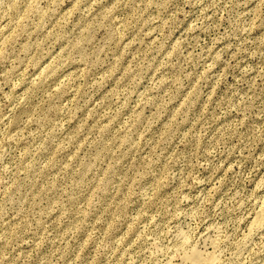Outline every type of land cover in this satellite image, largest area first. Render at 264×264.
I'll return each instance as SVG.
<instances>
[{
	"label": "rangeland",
	"instance_id": "obj_1",
	"mask_svg": "<svg viewBox=\"0 0 264 264\" xmlns=\"http://www.w3.org/2000/svg\"><path fill=\"white\" fill-rule=\"evenodd\" d=\"M263 201L264 0H0V264H264Z\"/></svg>",
	"mask_w": 264,
	"mask_h": 264
},
{
	"label": "bare ground",
	"instance_id": "obj_2",
	"mask_svg": "<svg viewBox=\"0 0 264 264\" xmlns=\"http://www.w3.org/2000/svg\"><path fill=\"white\" fill-rule=\"evenodd\" d=\"M256 216H257V217H255V219H256V222H255L256 227L258 228V230H259L260 227H262V229H263V225H264V201H263L262 205L260 206L259 211H258ZM252 228H253L252 230H254L255 226L252 227ZM257 228H255V230ZM253 234H254V232H253ZM217 242L219 243V241H217ZM215 244L218 245L217 243H215ZM214 247H216V246L214 245ZM203 253L199 252V251H193L187 256L186 260L190 261L191 264H207V263L216 264L215 263L216 262V258L214 256H212L211 254L210 255L209 254L205 255L207 253H205V254H203Z\"/></svg>",
	"mask_w": 264,
	"mask_h": 264
}]
</instances>
